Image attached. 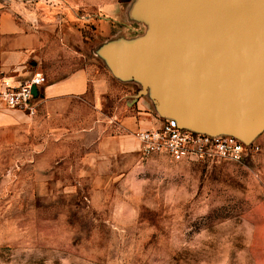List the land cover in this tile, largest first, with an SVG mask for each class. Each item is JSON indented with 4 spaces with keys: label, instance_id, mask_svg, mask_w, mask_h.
I'll list each match as a JSON object with an SVG mask.
<instances>
[{
    "label": "rangeland",
    "instance_id": "rangeland-1",
    "mask_svg": "<svg viewBox=\"0 0 264 264\" xmlns=\"http://www.w3.org/2000/svg\"><path fill=\"white\" fill-rule=\"evenodd\" d=\"M82 1L84 36L102 41L105 30H93L91 18L108 0ZM150 29L142 22L135 40L119 45L128 54L153 36ZM93 62L105 70L102 58ZM119 78L116 96L101 105L90 90L56 100L38 120L39 99L28 131L0 148V264H264V129L241 162L92 155L100 134L130 133L107 123L117 109L123 112L112 122L147 112L158 123L166 113L159 108L160 118L142 101L149 96L139 98L134 75Z\"/></svg>",
    "mask_w": 264,
    "mask_h": 264
},
{
    "label": "water",
    "instance_id": "water-1",
    "mask_svg": "<svg viewBox=\"0 0 264 264\" xmlns=\"http://www.w3.org/2000/svg\"><path fill=\"white\" fill-rule=\"evenodd\" d=\"M142 11L154 34L128 54L113 48L120 70L157 90L164 116L252 142L264 129V0H147Z\"/></svg>",
    "mask_w": 264,
    "mask_h": 264
},
{
    "label": "crops",
    "instance_id": "crops-1",
    "mask_svg": "<svg viewBox=\"0 0 264 264\" xmlns=\"http://www.w3.org/2000/svg\"><path fill=\"white\" fill-rule=\"evenodd\" d=\"M65 1L64 6L52 8L37 2L0 0V93L4 77L17 82L35 74H44L47 81L38 91L42 101L38 120L42 119L44 112L52 110L58 99L84 96L93 90L101 105L105 95L111 98L116 96V81H121L119 77L124 72L117 63L119 49H110L109 45L113 42L119 44L126 37L135 40L142 22L146 28L153 27L142 14V5L147 0H132L127 4L108 0L97 4L100 13L93 15L96 18H91L93 30L101 34L105 30L106 37L98 42L88 40L78 20L83 1ZM142 28L145 30L144 26ZM101 58L105 70L93 62ZM131 74L142 83L139 98L149 96L142 101H147L150 106L153 104L161 118L163 114L159 109L157 90L145 86L141 75L136 72ZM122 112V109H117L114 116L108 117L107 123H116L118 129L125 128L130 133L116 136L100 134L94 144L97 151L92 155H97L99 151L101 155L111 157L139 151L140 143L134 132L158 121L157 117L150 118V113L143 112L145 116L130 115L122 117L120 122H112ZM35 118L21 110L9 108L0 97V148L25 134Z\"/></svg>",
    "mask_w": 264,
    "mask_h": 264
},
{
    "label": "built area",
    "instance_id": "built-area-1",
    "mask_svg": "<svg viewBox=\"0 0 264 264\" xmlns=\"http://www.w3.org/2000/svg\"><path fill=\"white\" fill-rule=\"evenodd\" d=\"M14 1L31 3L40 0ZM46 81L44 74H35L17 82L4 77L0 97L9 108L33 116L39 104V95L34 94L33 88L36 86L39 91ZM135 136L140 143L139 151L142 154L164 155L174 162H241L249 156L252 147V142L248 143L236 134L213 133L183 126L178 119L171 116H163L158 123L139 129Z\"/></svg>",
    "mask_w": 264,
    "mask_h": 264
}]
</instances>
